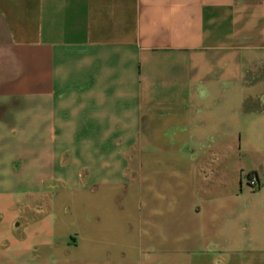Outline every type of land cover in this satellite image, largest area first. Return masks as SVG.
I'll return each mask as SVG.
<instances>
[{"label":"crops","instance_id":"1","mask_svg":"<svg viewBox=\"0 0 264 264\" xmlns=\"http://www.w3.org/2000/svg\"><path fill=\"white\" fill-rule=\"evenodd\" d=\"M0 264H264V0H0Z\"/></svg>","mask_w":264,"mask_h":264},{"label":"built area","instance_id":"2","mask_svg":"<svg viewBox=\"0 0 264 264\" xmlns=\"http://www.w3.org/2000/svg\"><path fill=\"white\" fill-rule=\"evenodd\" d=\"M247 181L252 188L256 189L259 187L258 180L253 174L248 176Z\"/></svg>","mask_w":264,"mask_h":264},{"label":"rangeland","instance_id":"3","mask_svg":"<svg viewBox=\"0 0 264 264\" xmlns=\"http://www.w3.org/2000/svg\"><path fill=\"white\" fill-rule=\"evenodd\" d=\"M66 215V214H65ZM60 216H62V214H60ZM67 216V215H66Z\"/></svg>","mask_w":264,"mask_h":264}]
</instances>
